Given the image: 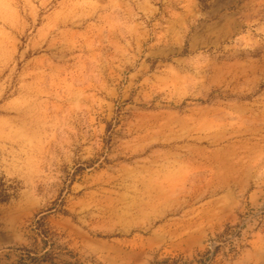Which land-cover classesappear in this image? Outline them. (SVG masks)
<instances>
[{
	"label": "rangeland",
	"instance_id": "obj_1",
	"mask_svg": "<svg viewBox=\"0 0 264 264\" xmlns=\"http://www.w3.org/2000/svg\"><path fill=\"white\" fill-rule=\"evenodd\" d=\"M0 264H264V0H0Z\"/></svg>",
	"mask_w": 264,
	"mask_h": 264
}]
</instances>
